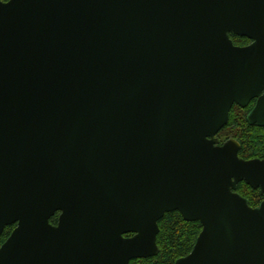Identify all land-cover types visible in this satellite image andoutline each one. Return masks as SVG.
<instances>
[{"label": "water", "instance_id": "obj_1", "mask_svg": "<svg viewBox=\"0 0 264 264\" xmlns=\"http://www.w3.org/2000/svg\"><path fill=\"white\" fill-rule=\"evenodd\" d=\"M256 98L264 127V0H0V264H130L172 211L174 264H264V159L218 136Z\"/></svg>", "mask_w": 264, "mask_h": 264}, {"label": "trees", "instance_id": "obj_2", "mask_svg": "<svg viewBox=\"0 0 264 264\" xmlns=\"http://www.w3.org/2000/svg\"><path fill=\"white\" fill-rule=\"evenodd\" d=\"M231 38L238 45H245L250 41L245 36L234 34H231ZM248 111L234 106L230 112L229 122L219 133V137L221 140H224L222 137L237 138L241 143L239 154L242 158H264V127L250 124L247 120ZM238 191L248 198L251 206L258 205L262 200L260 191L252 188L245 181L238 185ZM159 227L158 254L152 257L133 259L130 264H174L178 258L186 256L192 251L202 230L201 222L187 221L178 211L166 213L159 221Z\"/></svg>", "mask_w": 264, "mask_h": 264}, {"label": "flooded vegetation", "instance_id": "obj_3", "mask_svg": "<svg viewBox=\"0 0 264 264\" xmlns=\"http://www.w3.org/2000/svg\"><path fill=\"white\" fill-rule=\"evenodd\" d=\"M248 38V37H247ZM252 42V40L250 39V41L247 43V44H245V45H238V44H236V45H238V46H247V45H249L250 43ZM256 102H257V98L256 99H253L251 102H250V104L247 106V107H245V108H242V107H240L239 105H237V104H235L234 106H238V107H240L241 109H247V110H249L248 111V113H247V117H248V114L250 113V111L254 108V106H255V104H256ZM233 106V107H234ZM218 136H219V134H218ZM220 138V137H219ZM228 139H231V138H228ZM228 139H225V140H221V138H220V140H221V144H223L226 140H228ZM240 152V151H239ZM240 155V154H239ZM241 157V156H240ZM255 158H260V157H255ZM250 159H252V158H250ZM261 159H264V158H261ZM241 182H243V181H241ZM240 182V183H241ZM246 182V181H245ZM240 183H238V185L240 184ZM247 183V182H246ZM248 184V183H247ZM238 185H237V192L240 194V195H242L239 191H238ZM249 186H251L250 184H248ZM252 188H255V187H253V186H251ZM255 189H257V190H259L260 191V193H261V195H262V200L259 202V204L258 205H256V206H253V207H258V206H260V204L264 201V195H263V193H262V190H261V188H255ZM243 196V195H242ZM244 197V196H243ZM246 198V197H245ZM247 200H248V198H246ZM248 202H249V200H248ZM62 214V211H58V212H56V214L54 215V216H52L51 218H50V223L53 225V226H57L58 225V223H59V218H60V215ZM181 214V213H180ZM19 227V221H17V222H15V223H12V224H10V225H7L6 227H5V229H4V231H3V233H2V235H1V238H0V250L2 249V246L8 241V239L10 238V236L12 235V233L17 229ZM125 236H132V234H127V235H125ZM194 247V246H193ZM16 253H22V250H16ZM28 262L30 263V264H32V261H31V259L28 257ZM20 263H22L21 262V260H20V258H18L17 259V264H20ZM25 264V263H24Z\"/></svg>", "mask_w": 264, "mask_h": 264}, {"label": "rangeland", "instance_id": "obj_4", "mask_svg": "<svg viewBox=\"0 0 264 264\" xmlns=\"http://www.w3.org/2000/svg\"><path fill=\"white\" fill-rule=\"evenodd\" d=\"M233 135V134H232ZM224 140L226 139L225 137H222ZM229 138H233V139H236L237 140V138H235V137H233V136H231V137H229Z\"/></svg>", "mask_w": 264, "mask_h": 264}]
</instances>
